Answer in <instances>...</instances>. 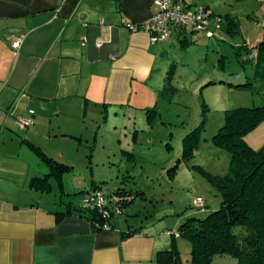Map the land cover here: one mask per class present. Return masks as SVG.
I'll return each mask as SVG.
<instances>
[{"label": "crops", "instance_id": "obj_1", "mask_svg": "<svg viewBox=\"0 0 264 264\" xmlns=\"http://www.w3.org/2000/svg\"><path fill=\"white\" fill-rule=\"evenodd\" d=\"M153 1L0 0V264H155L170 247L143 226L112 220L97 232L87 213L52 196V185L31 186L50 173L31 145L67 165L41 143L77 137L96 113L151 109L162 49L128 25L148 22ZM17 119L33 125L21 129ZM256 130L254 149L264 146V122Z\"/></svg>", "mask_w": 264, "mask_h": 264}, {"label": "rangeland", "instance_id": "obj_2", "mask_svg": "<svg viewBox=\"0 0 264 264\" xmlns=\"http://www.w3.org/2000/svg\"><path fill=\"white\" fill-rule=\"evenodd\" d=\"M185 2L192 12L207 9L216 20L230 15L238 23L237 33L215 31L209 37L188 28L180 40L175 34L159 42L156 78L163 85L151 109L96 113L77 137L57 136L41 143L48 155L73 167L63 174L61 184L50 179L52 196L77 207L93 184L108 194L122 188L141 191L145 196L135 198L122 214L114 209L112 220L124 228L143 226L168 246L186 218H206L220 207L209 176H225L231 154L213 138L225 125L227 111L260 107L264 93L263 69L251 63L255 51L247 50L264 40V0ZM247 83L253 90L239 87ZM261 131L249 133L246 142ZM41 165L46 173L48 167ZM62 190L67 195L60 197ZM198 199L202 208L195 207ZM175 242L182 263L192 264L191 243L179 237ZM212 264L236 262L224 255Z\"/></svg>", "mask_w": 264, "mask_h": 264}, {"label": "trees", "instance_id": "obj_3", "mask_svg": "<svg viewBox=\"0 0 264 264\" xmlns=\"http://www.w3.org/2000/svg\"><path fill=\"white\" fill-rule=\"evenodd\" d=\"M180 1L184 4L185 11H191L190 5L183 0ZM200 10L208 15L209 24L206 26L208 31L237 33L238 23L235 18L227 15L216 20L211 18L213 14H209L207 9ZM188 28L192 32H196L191 26L174 28L169 38L159 42L167 41L175 34L183 36ZM247 50L255 51L251 63L257 69H263L261 80L264 90V40L257 44L254 49L247 48ZM241 86L253 90L252 83L239 87ZM261 96L263 102L260 107L227 111L225 125L219 129L213 138L217 146L226 149L231 154L227 174L223 177L209 176L210 182L220 195V207L211 211L206 218H186L171 234L170 247L156 254L155 264H183L176 248L175 240L177 237L191 243L192 264H212L216 257L224 255L231 256L236 264H264V146L256 150L245 140L249 133L264 122V93ZM31 149L50 168L48 175L42 178H34L31 186L34 189L50 192L49 178L53 177L61 184L63 174L72 168L56 163L33 145H31ZM94 189H96L95 191L102 190L107 194L106 204L102 209L85 210L82 205L84 201L79 209L71 207L70 202L68 207L75 211L78 210L80 213H87L93 228L97 232L112 228L114 209L122 214V209L131 204L135 198L145 196L141 191L123 188L111 194H108L101 186H95ZM195 207L202 208L203 205H195ZM135 233L136 231L130 232V235Z\"/></svg>", "mask_w": 264, "mask_h": 264}, {"label": "built area", "instance_id": "obj_4", "mask_svg": "<svg viewBox=\"0 0 264 264\" xmlns=\"http://www.w3.org/2000/svg\"><path fill=\"white\" fill-rule=\"evenodd\" d=\"M154 6L157 12L151 19L140 27L128 25L132 31H143L149 34L151 45L159 41L166 40L173 32L184 26H191L196 31L206 32L209 37L214 36V32L208 31L206 26L209 24L208 15L202 10L197 12L185 11L184 4L180 0H154ZM19 47V41L13 43V48ZM33 115V111L29 112ZM17 125L21 129H28L33 125L32 119H17ZM106 193L102 190L88 192L84 199L83 209L92 210L102 209L106 204ZM204 203L198 199L196 206H202Z\"/></svg>", "mask_w": 264, "mask_h": 264}]
</instances>
